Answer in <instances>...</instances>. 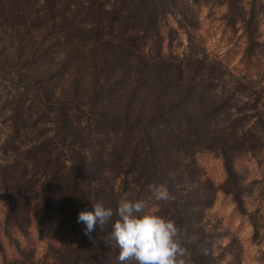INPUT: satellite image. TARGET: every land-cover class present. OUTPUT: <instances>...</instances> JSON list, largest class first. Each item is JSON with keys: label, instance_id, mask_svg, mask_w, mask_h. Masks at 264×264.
<instances>
[{"label": "trees", "instance_id": "obj_1", "mask_svg": "<svg viewBox=\"0 0 264 264\" xmlns=\"http://www.w3.org/2000/svg\"><path fill=\"white\" fill-rule=\"evenodd\" d=\"M263 3L254 1L244 15L231 6L223 15L225 25L242 24L240 63L249 76L262 68L258 32ZM187 14L181 0H0V29L15 33L27 61L40 54L33 33L42 31L43 41L56 40L63 57L78 64L74 79L55 102L42 88L48 79L33 90L53 115L52 135L22 151L21 158L19 153L12 163L0 165L6 208L0 247L7 244L9 251L1 264H26L31 257L17 242L26 237L23 202L36 184L24 176L28 162L30 177L40 169L49 172L41 186L42 220L56 215V239L64 233L68 238L56 249L52 264H120L119 250L108 236L119 202L108 174L132 186L131 199L152 197L148 185L166 183L176 199L157 206V213L185 231L188 260L201 264L196 215L212 205L217 191L241 205L244 178L238 163L260 150L264 129L258 119L240 128L242 118L232 117L231 111L257 107H236L220 70L214 75L191 48L180 59L164 51L165 41L174 35L170 17L184 21L176 23L191 44ZM24 100L12 101L16 132ZM255 114L251 118H259ZM200 151L221 160L225 178L218 187L196 165ZM96 202L114 215L104 229L97 224L90 239L78 214L93 211Z\"/></svg>", "mask_w": 264, "mask_h": 264}, {"label": "rangeland", "instance_id": "obj_2", "mask_svg": "<svg viewBox=\"0 0 264 264\" xmlns=\"http://www.w3.org/2000/svg\"><path fill=\"white\" fill-rule=\"evenodd\" d=\"M181 1L188 13L189 22L185 25L192 37L191 44H188L186 34L178 29L176 23L181 21L184 24V21L179 16L170 17L169 25L174 30V35L172 40L165 41L164 51L172 58L180 59L191 48L192 53L205 62L206 68H212L214 75L220 70L235 106L257 107L252 111H231L232 117L242 118L240 128L249 127L258 119L264 129V12L259 18L258 32L262 68L252 76L245 75L240 63L245 45L242 24L236 22L231 26L225 25L223 21V15L231 6L244 15L251 4L258 0ZM0 33L3 34L0 39V165H5L12 163L17 154L20 153L21 158L22 151L52 135L53 115L34 98L33 90L40 89L42 79H48L42 88L46 90L50 101L55 102L74 79L78 64L71 58L67 60L63 57L56 40L43 41L42 31L33 33L38 38L37 46L39 43L41 46L38 47L40 54L31 57V61H27L22 45L17 42L12 30L0 29ZM20 82L29 85V89L26 90ZM17 97H25V100L24 108L20 110L22 120L18 121L16 132L13 128L12 101ZM255 112L259 118H251ZM21 126L25 128L19 130ZM262 141L258 152L252 156L246 155V159L238 163V170L242 175L240 177L244 178L241 205H235L230 195L217 191L212 205L196 215L197 227L200 228L197 235L200 242L197 253L201 257V264H264V130ZM20 158V162L27 163ZM195 160L201 172L216 187L224 181V169L219 158L212 153L200 151ZM65 164L68 166L69 162ZM27 165L29 168L24 176L27 180L33 179L32 182L36 184L31 185L30 190L33 191L26 194L27 199L23 202L26 225L28 223L26 237H19L17 242L22 250L31 255L26 264H52L56 258V249L68 238L64 233L59 234L56 239V215L42 220L41 186L44 179H47L48 170L43 173L40 169V173L30 177L33 168L30 162ZM105 178L115 189L119 200L134 197L129 190L132 186L122 183L120 177L108 174ZM144 200L156 211L157 206L165 205L156 202L152 197ZM5 212V201L0 191V223L3 222ZM71 239L70 237L69 241ZM8 252L7 244L0 247V264L3 255L9 257ZM185 259L187 264H192L188 255Z\"/></svg>", "mask_w": 264, "mask_h": 264}, {"label": "clouds", "instance_id": "obj_3", "mask_svg": "<svg viewBox=\"0 0 264 264\" xmlns=\"http://www.w3.org/2000/svg\"><path fill=\"white\" fill-rule=\"evenodd\" d=\"M148 190L156 202L175 201L166 183H153ZM93 211L82 210L78 223L85 225L84 234L91 239L97 224L104 229L114 213L102 203H93ZM118 217L108 234L119 252L120 264H187L185 257L190 240L175 221L159 215L144 199L121 198L115 210Z\"/></svg>", "mask_w": 264, "mask_h": 264}]
</instances>
